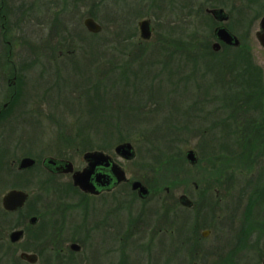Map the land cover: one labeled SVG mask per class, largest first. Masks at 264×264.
I'll list each match as a JSON object with an SVG mask.
<instances>
[{"label":"rangeland","instance_id":"1","mask_svg":"<svg viewBox=\"0 0 264 264\" xmlns=\"http://www.w3.org/2000/svg\"><path fill=\"white\" fill-rule=\"evenodd\" d=\"M24 3L0 0V107L14 94L1 124L13 128L1 127V141L11 147L26 141L39 152L76 137L78 162L86 150L114 153L131 142L136 156L122 164L129 179L152 191L143 201L128 186L123 216L136 231L128 241L131 264H214L222 233L241 232L248 222L252 231L264 232V48L257 39L258 85H248L249 64L225 63L223 50L200 43L205 37L211 43L206 16H193L184 32L161 31L159 43L140 46L138 32L127 44L114 41L105 18L101 32L89 31L88 5L76 26L65 12L64 27L48 30L30 21ZM258 95L261 102L251 100ZM191 149L195 163L187 156ZM181 194L192 208L178 203ZM228 217L236 223L227 224ZM205 229L211 230L207 237ZM187 236L192 251H186L192 244ZM246 253L259 260V251Z\"/></svg>","mask_w":264,"mask_h":264},{"label":"flooded vegetation","instance_id":"2","mask_svg":"<svg viewBox=\"0 0 264 264\" xmlns=\"http://www.w3.org/2000/svg\"><path fill=\"white\" fill-rule=\"evenodd\" d=\"M72 1L73 10L65 8ZM102 2L107 9L101 18L98 12ZM25 5L30 21L47 25L48 30L64 27L66 20L60 18L65 12L70 16L72 25L76 26L81 8L88 5L85 26L86 19L92 18L101 26V32L105 18L107 28L118 37L114 41L127 44L138 32L137 43L140 46L150 41L159 43L161 31L184 32L192 26L193 16H206L211 23V43L209 37L200 43L210 45L216 51L223 50L225 63L232 61L238 66L241 63L251 64L256 73L253 67L257 64L256 56L252 54L256 39L264 48L259 37L264 29V0H26ZM65 26L71 24L65 23ZM219 28L230 31L238 44L220 38L217 34ZM144 29L149 33L148 38L143 36ZM167 43L177 45L172 40ZM188 43L193 46V42ZM216 44L218 48H215ZM63 52L59 50L60 54ZM67 52L73 53L70 50ZM231 52L235 54L229 57ZM16 70L17 67L13 71L14 80L18 78ZM13 95L0 107V131L1 127L13 128L9 124L1 125L12 107ZM61 144L55 151L44 148L33 152L26 141H16L11 147L0 140V264H131L128 241L130 233L133 236L136 231H129L128 217L123 216L127 209L128 186L130 183L134 194L143 201L148 200L151 189L140 179H129L121 161L129 159L118 154L116 147L114 153L102 149L86 150L78 162L76 137L65 139ZM191 150L198 159L196 151ZM90 151L103 152L108 159L100 158L95 162L91 174L94 190L86 191L75 184L74 174L90 166L91 162L86 159V153ZM25 158H32L34 162L25 165ZM114 166L123 173L116 172ZM136 180L149 189L146 196H141L139 190L132 188ZM118 190L122 193L114 200L111 194ZM11 191L23 192L14 208L5 205V196ZM183 195L189 198L187 194H181L178 203L183 208H192L193 201L189 198L192 204H184ZM225 219L229 225L236 223L235 218ZM249 223L253 224L248 222L244 225L242 233H222L226 237H219L215 245L219 252L214 254L217 256L214 264H259L260 260L264 264V232L252 231ZM170 232L174 235L176 230ZM210 233V229H205L202 235L207 237ZM185 240H192V237L187 236ZM142 245L148 246L149 243L143 242ZM192 250L193 240L190 248L188 244L186 246V251ZM251 250L259 251V260L246 253ZM208 253L203 247L202 256L207 257Z\"/></svg>","mask_w":264,"mask_h":264},{"label":"water","instance_id":"3","mask_svg":"<svg viewBox=\"0 0 264 264\" xmlns=\"http://www.w3.org/2000/svg\"><path fill=\"white\" fill-rule=\"evenodd\" d=\"M86 26L88 27V29L92 32H99L102 28L101 26L95 22L92 18H88L86 19ZM217 34L219 35L220 38H222L223 40H225L228 43L231 44H238V40L237 38L230 32L228 31L226 28H219V30L217 31ZM143 36L145 38L149 37V33L145 31H143ZM260 40L262 41L263 45H264V29L263 32L261 33V35L259 36ZM215 48H218V44L215 45ZM116 152L118 154H120L121 156L125 157L126 159H133L136 156V152L134 149V146L131 142H123L120 143L119 145L116 146ZM188 158L190 159V161L192 163L196 162V155L195 152L193 150L188 151ZM100 158H105L108 159L107 156H105V154L103 152L100 151H90L86 153V159H88L91 164L90 166H88L87 168H85L82 171H76V173L74 174V182L76 185L80 186L83 190L86 191H93V185L91 183V174L94 171V166H95V162L99 161ZM32 162H34V159L32 158H25L23 160V164L25 165H29ZM116 166V165H115ZM116 172L122 174L123 172L119 170V168L115 167ZM132 188L134 190H139V193L141 196H146L149 193V189L142 184L141 181H134L132 183ZM23 192L20 191H11L9 194H7L5 196V205L8 208H14V206H16L17 204H19L20 202V197ZM16 199V200H15ZM182 202L186 205H190L192 204V202L190 201V199L186 196L183 195L182 196ZM209 231H206V233H208Z\"/></svg>","mask_w":264,"mask_h":264},{"label":"trees","instance_id":"4","mask_svg":"<svg viewBox=\"0 0 264 264\" xmlns=\"http://www.w3.org/2000/svg\"><path fill=\"white\" fill-rule=\"evenodd\" d=\"M252 67V65L251 64H249V66L248 67H245V69H244V74H246L247 75V77H246V82L248 83V85H252L251 83H254L255 85H258V84H256L255 83V81H254V76H253V74L255 75V73H256V71L254 72V70L251 68ZM240 83H242V82H240ZM240 85V84H239ZM251 91H253V90H251ZM257 95V94H256ZM250 99H251V97H250ZM249 99V100H250ZM253 99L255 100H257V101H259V102H261V99H262V95L260 96V95H258V96H254L251 100L253 101Z\"/></svg>","mask_w":264,"mask_h":264}]
</instances>
